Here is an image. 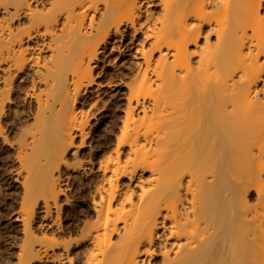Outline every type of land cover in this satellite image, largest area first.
Masks as SVG:
<instances>
[{
  "label": "bare ground",
  "instance_id": "obj_1",
  "mask_svg": "<svg viewBox=\"0 0 264 264\" xmlns=\"http://www.w3.org/2000/svg\"><path fill=\"white\" fill-rule=\"evenodd\" d=\"M35 1L0 7L14 264H264V0ZM117 38L138 61L96 83ZM93 84L124 101L106 149Z\"/></svg>",
  "mask_w": 264,
  "mask_h": 264
},
{
  "label": "rangeland",
  "instance_id": "obj_2",
  "mask_svg": "<svg viewBox=\"0 0 264 264\" xmlns=\"http://www.w3.org/2000/svg\"><path fill=\"white\" fill-rule=\"evenodd\" d=\"M1 1L2 0H0V5H1ZM34 1L35 0L33 1L31 0V5L32 6L38 5V3L36 1L34 3ZM0 7H2V5ZM156 7L157 6L154 5V6H151L149 9L155 12L158 10V7L157 8ZM2 11L0 8V16L2 14L1 13ZM29 24L30 23L28 19L26 18V16L22 15L18 18V20L13 19L12 26H15L16 28H18L20 33H23L27 29ZM128 40H125L122 44V42H119L118 38L115 39V41L112 42L113 48L110 49V46H107L106 50L102 54L99 55L97 66L93 69V75H94L96 83L98 82V83L105 84L106 81H108L110 78L116 79V78H119L120 75H123L124 73H125L124 75L129 74V73L126 74L127 72L126 70L129 67L134 66V64L138 61V58L135 52L136 45L135 46L133 45L134 47L131 45H128L127 44ZM29 44H32V42H30ZM127 81L131 83L133 82V78L129 77L127 78ZM114 88H115V85L111 87H106V86L97 87L96 84H93L89 88L91 91V97H95V95L97 94L98 99L99 100L101 99L99 101L100 104H101V101L105 103V102H108V100L110 101L112 98L114 99L112 100L115 103V106L107 107L103 111L104 115H106L104 119L110 125V128H109L108 134L104 138L100 139L99 146L101 149H106L109 147V145L112 144L114 140V136L112 135L113 134L112 125L118 124V119L123 115L120 109L122 108L124 101L121 98H118L116 94L112 95V89ZM100 104L98 106H100ZM99 117L100 115L97 114L95 115V118H91L90 126H92L93 123L95 122V119H98ZM157 119L159 120V118H152V119L147 118L143 122L142 126L155 131L156 129L159 128ZM92 134H93L92 131L88 133L87 138H86L88 139V142H86L85 148L91 145V142H92L91 137L93 136ZM146 147H149V145L146 144ZM1 148L4 151L9 150L7 146L2 145ZM7 151H5V153H7ZM11 152L12 150H9V153ZM7 163L9 166H12L10 165L12 164V161L9 160ZM12 174L13 173H11L9 169H4L0 171V175H1L0 177V264H14L15 263L16 261L15 257H16V252H17L16 242H18L21 238L20 224L19 222L14 220L15 216L13 214L14 211L18 209L19 207L18 205L19 196H20L19 192H21L20 190L21 188H20L19 182L13 180ZM75 185H77V183H75ZM121 187L122 186H120L119 188ZM67 211L71 213L70 208H68ZM69 212H66L65 215L68 216ZM46 264H50V262L49 263L46 262ZM51 264H58V263H51Z\"/></svg>",
  "mask_w": 264,
  "mask_h": 264
},
{
  "label": "snow or ice",
  "instance_id": "obj_3",
  "mask_svg": "<svg viewBox=\"0 0 264 264\" xmlns=\"http://www.w3.org/2000/svg\"><path fill=\"white\" fill-rule=\"evenodd\" d=\"M262 11H264V5H262Z\"/></svg>",
  "mask_w": 264,
  "mask_h": 264
}]
</instances>
